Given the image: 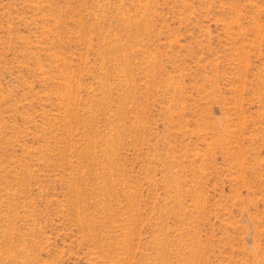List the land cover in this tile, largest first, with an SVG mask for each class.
I'll return each mask as SVG.
<instances>
[{"label": "rangeland", "instance_id": "obj_1", "mask_svg": "<svg viewBox=\"0 0 264 264\" xmlns=\"http://www.w3.org/2000/svg\"><path fill=\"white\" fill-rule=\"evenodd\" d=\"M0 264H264V0H0Z\"/></svg>", "mask_w": 264, "mask_h": 264}]
</instances>
